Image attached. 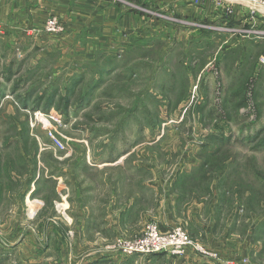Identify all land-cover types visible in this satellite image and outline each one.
Listing matches in <instances>:
<instances>
[{
  "label": "rangeland",
  "instance_id": "374dc122",
  "mask_svg": "<svg viewBox=\"0 0 264 264\" xmlns=\"http://www.w3.org/2000/svg\"><path fill=\"white\" fill-rule=\"evenodd\" d=\"M185 1L141 7V38L68 42L41 13L2 24L0 264H264V6ZM148 225L194 248L116 246Z\"/></svg>",
  "mask_w": 264,
  "mask_h": 264
},
{
  "label": "crops",
  "instance_id": "0c3cea01",
  "mask_svg": "<svg viewBox=\"0 0 264 264\" xmlns=\"http://www.w3.org/2000/svg\"><path fill=\"white\" fill-rule=\"evenodd\" d=\"M157 3L169 9L170 12L175 11L182 16V10L184 11V8H182L184 6H182V4H186L187 2L185 0H0V29L4 28L2 24H8L9 18L12 19L13 22L10 23L11 27L5 28L13 29L17 26L15 21L18 22L19 25L21 24V27L23 23L27 21L28 17L35 18L36 20L39 17L37 14L41 13L42 17H45V19L50 15L56 16L64 22L66 26L64 40L68 42L103 41L106 39H116L115 37H117V39L126 37L141 38L146 32L143 28L145 26L149 27L144 20H153L146 18L143 14H150L154 18ZM141 7L142 9L145 8V12H142L143 14L139 13ZM121 8L124 9L121 10ZM113 15H117V19L114 21H112ZM101 20L104 22L103 26L101 25ZM102 28H106V31L100 32ZM147 33L150 35L151 31H147ZM27 51L28 49L25 50L26 54ZM84 56L85 55H82L83 58ZM74 62H76L75 64L78 67L79 60L76 59ZM5 88L6 87L2 88V86H0V95L2 98L8 94L7 91L9 89L6 91ZM115 161L116 160L109 162L114 163ZM85 165H87L85 170L89 173V168L92 165ZM193 175V173L182 174L185 178H193ZM42 180L46 181V179ZM30 183V187L29 185L25 186L21 191V196L26 202L38 199V197L41 196L42 189L38 186L35 187L32 182ZM126 207L127 209H123L120 214L123 212L124 216L130 219V216L133 215V211H129V209H131L132 206L130 207L127 204ZM188 251L190 250L188 249L187 252ZM201 262L202 261L199 260L198 264Z\"/></svg>",
  "mask_w": 264,
  "mask_h": 264
},
{
  "label": "built area",
  "instance_id": "2783aa9c",
  "mask_svg": "<svg viewBox=\"0 0 264 264\" xmlns=\"http://www.w3.org/2000/svg\"><path fill=\"white\" fill-rule=\"evenodd\" d=\"M248 2L259 4L261 6H264V0H248ZM46 31L48 33H59L61 32V28L58 24H56V17L51 16L46 20ZM49 114V113H48ZM51 114V113H50ZM44 114H33V118L30 121V128L33 129L36 122L38 121V117H43ZM53 116V115H52ZM50 119L54 120L56 123L60 125L59 118L57 119L54 117H49ZM50 134V133H49ZM53 145L55 148H57L58 151H64L63 144L60 140L56 139L53 135ZM116 246L118 248H122V253L125 255H133L135 253H142V254H149V253H164L168 252L170 255L173 256H181L185 253L187 249L194 248V245L190 241L187 234L180 228L175 229L171 232L164 233V235L160 234L159 230L154 225H148L145 228V231L143 235L135 240H132L131 242H122L118 241ZM115 246V248H116ZM198 248V251L200 254L208 257H212L211 255L200 247H196V250Z\"/></svg>",
  "mask_w": 264,
  "mask_h": 264
},
{
  "label": "trees",
  "instance_id": "16d2710c",
  "mask_svg": "<svg viewBox=\"0 0 264 264\" xmlns=\"http://www.w3.org/2000/svg\"><path fill=\"white\" fill-rule=\"evenodd\" d=\"M66 97H64V99H65ZM64 99H62V100H64Z\"/></svg>",
  "mask_w": 264,
  "mask_h": 264
}]
</instances>
